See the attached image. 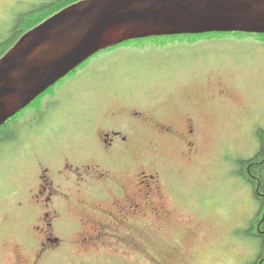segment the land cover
<instances>
[{
  "label": "rangeland",
  "instance_id": "374dc122",
  "mask_svg": "<svg viewBox=\"0 0 264 264\" xmlns=\"http://www.w3.org/2000/svg\"><path fill=\"white\" fill-rule=\"evenodd\" d=\"M49 1L0 0V41L9 36L18 15ZM262 37L230 32L130 41L94 54L53 85L44 99L37 98L30 108L45 101L56 106L45 111V124L36 120L35 129L24 132L21 147L0 143V264H18V254L29 258L39 248L40 233L33 225L41 224V217L33 213V202L19 206L12 198L14 192L30 187L21 176L35 173L37 157L56 158L68 148V139L86 135L88 125L80 124L81 119L128 104L131 111L137 105L139 111L149 110L152 119L163 123L193 111L203 115L195 163L188 166L175 148H162L169 163L184 170L186 179L172 180V189H163L169 216L147 215L130 222L131 230L144 231L143 236H135L138 248L111 239L85 248L76 242V235L86 227L84 215H94L92 205L107 209L111 202H85L88 207L66 202L62 219L69 223L68 229L55 230L59 240L39 264L254 262L258 245L239 232L256 217L259 203L238 176L218 174L222 164L219 140H227L224 157L229 162L224 166L230 170L236 157L254 152V130L264 127ZM188 97L196 101L187 103ZM214 151L217 156L213 157ZM22 156L24 164L17 161ZM138 162L136 158L117 164V180L131 182ZM101 215L95 213L99 219L104 218Z\"/></svg>",
  "mask_w": 264,
  "mask_h": 264
},
{
  "label": "flooded vegetation",
  "instance_id": "af4514ba",
  "mask_svg": "<svg viewBox=\"0 0 264 264\" xmlns=\"http://www.w3.org/2000/svg\"><path fill=\"white\" fill-rule=\"evenodd\" d=\"M96 83L99 84V81ZM192 100L196 101L188 97L186 102ZM212 100L208 99L209 102ZM52 105H47V101L44 104L38 102L33 108H30L32 106L30 105L27 113L24 111L13 117L10 122L17 128L18 133L14 140L8 141V145L15 144L21 147V144L25 143L24 132L35 129L39 122L44 123L45 111L56 107ZM137 106L131 111L128 104L123 109H109L107 113L103 110L98 114L97 112L95 115L91 114L87 120L81 119L80 124L88 125L85 127L86 135L76 134L71 140L68 139L65 143L68 148L56 158L37 157L35 173L30 175L27 172L21 176L25 183L29 182L30 187L26 189L23 187L22 190L14 192L12 198L19 202V206H22L23 202H33L32 211L40 215L41 224L33 225L40 233V241H37L39 248L29 258L18 254V264H39L40 258L52 251L54 246L52 243L59 240L55 230L59 228L61 232H65L68 229L69 223H64L62 219L65 218L62 207L66 202H81L85 207H88L85 202H111V207L107 209L100 205H92L94 215L87 213L84 215L86 227L76 235V242L85 248L95 246L98 241L104 239L115 240L130 248H138L140 244L137 243L135 236H143L144 231L131 230L130 222L139 221L147 215L165 218L169 216L164 204L166 194L163 189L167 186L172 189V180L186 179L184 170L174 168L162 148H175L188 166L195 163L203 130L201 123L203 115L193 111L183 118L163 123L152 119L149 110L147 112L137 110L140 108ZM263 132L264 127H256L254 136L257 142L254 152L236 157L231 170L224 166L229 162L228 158L224 157L227 140H219L222 164L218 174L226 176L231 173L250 187L255 202L259 203L257 214L264 206L262 181L251 175L249 167L246 171L250 178L240 172L241 162L249 161L260 150L264 140ZM214 155L217 156V151H214ZM136 158L139 159L137 163L139 167L135 168L131 182L128 184L119 182L114 170L117 164L126 159L135 161ZM17 161L24 164V156ZM55 202H61V205L56 206ZM95 213L102 214L104 218H97ZM263 219L264 207L261 214V220ZM31 245L34 247L35 243Z\"/></svg>",
  "mask_w": 264,
  "mask_h": 264
},
{
  "label": "water",
  "instance_id": "95a60500",
  "mask_svg": "<svg viewBox=\"0 0 264 264\" xmlns=\"http://www.w3.org/2000/svg\"><path fill=\"white\" fill-rule=\"evenodd\" d=\"M209 32L264 34V0L76 1L23 33L0 57V125L103 49Z\"/></svg>",
  "mask_w": 264,
  "mask_h": 264
},
{
  "label": "trees",
  "instance_id": "16d2710c",
  "mask_svg": "<svg viewBox=\"0 0 264 264\" xmlns=\"http://www.w3.org/2000/svg\"><path fill=\"white\" fill-rule=\"evenodd\" d=\"M76 1L79 0H50L47 3L34 7L28 12L18 15L15 18L14 26L11 28L9 36L4 40L0 41V57L20 38V36L23 33L28 31L29 29H31L32 27H34L35 25H37L38 23H40L41 21L52 15L53 13L59 11L63 7L72 4ZM220 33L223 34L228 32H213V33H205V34H182V35H171V36L170 35L152 36L147 38L128 40L121 44L136 40L148 41L149 39L152 38H157V39L179 38L184 36H192L194 38V37H201L205 35L209 36ZM242 34H248V33L242 32ZM257 35H262L263 36L262 38L264 39V34H257ZM119 46L120 45H116L114 47L107 48L106 50L109 51L112 49H116ZM17 133H18L17 128L11 125L10 121L3 123L2 125H0V143L14 140L16 138ZM247 167H249L251 171V175L262 181L261 188H263L264 187L263 184L264 183L263 180L264 179V140L260 150L256 153V155L252 159H250L249 161L241 162L240 173L245 177L250 178V175L246 171ZM263 207L260 209L259 213L253 219L250 225L246 229L241 230L239 232L241 233V235L243 234L242 236L251 239L255 244L258 245L257 249L260 252L258 253V256L255 259V261L254 262L252 261L250 264H259L260 261H262L261 264H264V219L261 220Z\"/></svg>",
  "mask_w": 264,
  "mask_h": 264
}]
</instances>
